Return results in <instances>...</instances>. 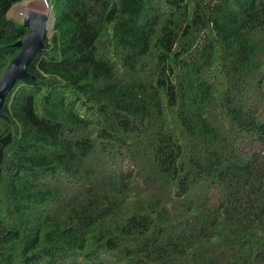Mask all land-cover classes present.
Here are the masks:
<instances>
[{"label":"trees","instance_id":"1","mask_svg":"<svg viewBox=\"0 0 264 264\" xmlns=\"http://www.w3.org/2000/svg\"><path fill=\"white\" fill-rule=\"evenodd\" d=\"M45 2L0 106V264H264V0Z\"/></svg>","mask_w":264,"mask_h":264},{"label":"water","instance_id":"2","mask_svg":"<svg viewBox=\"0 0 264 264\" xmlns=\"http://www.w3.org/2000/svg\"><path fill=\"white\" fill-rule=\"evenodd\" d=\"M50 16V15H49ZM24 24L29 28V34L17 46L19 54L11 61L0 82V106L7 92L12 90L17 81L26 76V69L35 55L46 47L47 18L43 14L28 13Z\"/></svg>","mask_w":264,"mask_h":264},{"label":"rangeland","instance_id":"3","mask_svg":"<svg viewBox=\"0 0 264 264\" xmlns=\"http://www.w3.org/2000/svg\"><path fill=\"white\" fill-rule=\"evenodd\" d=\"M31 12L38 13V14L50 13L45 0H25L24 3L14 7L10 11L9 16H16L19 19L21 18L24 21L25 16H21V13L27 15L28 13H31ZM47 26L48 28L50 27V20L47 23Z\"/></svg>","mask_w":264,"mask_h":264},{"label":"bare ground","instance_id":"4","mask_svg":"<svg viewBox=\"0 0 264 264\" xmlns=\"http://www.w3.org/2000/svg\"><path fill=\"white\" fill-rule=\"evenodd\" d=\"M43 15L47 18V23H48L49 20H50L49 13L48 14H43Z\"/></svg>","mask_w":264,"mask_h":264},{"label":"built area","instance_id":"5","mask_svg":"<svg viewBox=\"0 0 264 264\" xmlns=\"http://www.w3.org/2000/svg\"><path fill=\"white\" fill-rule=\"evenodd\" d=\"M21 16H24V14H23V13H21Z\"/></svg>","mask_w":264,"mask_h":264}]
</instances>
